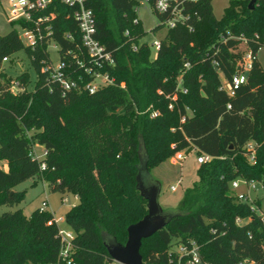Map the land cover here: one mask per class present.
I'll list each match as a JSON object with an SVG mask.
<instances>
[{"label":"trees","instance_id":"16d2710c","mask_svg":"<svg viewBox=\"0 0 264 264\" xmlns=\"http://www.w3.org/2000/svg\"><path fill=\"white\" fill-rule=\"evenodd\" d=\"M154 1L149 6L160 24L152 30L169 18L154 9ZM249 1L229 0L220 19L211 0L184 2L185 23L167 28L152 57L146 44L132 49L146 34L135 10L139 1L87 0L94 36L115 61L103 69L114 84L91 94L82 88L91 77L67 54L82 50L73 8L54 0L44 13H53L50 40L77 88L64 91L51 79L46 40L31 48L15 30L0 35V67L23 49L36 72L31 90L26 72L15 78L23 87L15 93L10 78L0 80V162L7 165H0V206L17 205L23 191L14 187L33 177L52 192L72 193L77 203L65 213L75 232L72 260L113 264L104 241L109 237L124 244L127 227L147 213L136 181L140 143L148 172L170 154L195 146L212 159L198 164V180L184 190L177 213L141 240L142 259L175 264L168 258L175 240L193 241L209 264H235L246 257L264 264V218L230 189L233 179L244 177L259 181L264 190V71L256 59L233 96L219 89L218 76V71L226 77L233 73L234 50L242 39L255 54L264 45V0H255L253 9ZM249 141L255 143L253 162L245 149ZM36 144L45 150L41 160L32 153ZM254 202L261 209V200ZM236 218L245 221L237 224ZM61 246L56 219L46 209L0 213V264H59Z\"/></svg>","mask_w":264,"mask_h":264},{"label":"built area","instance_id":"2783aa9c","mask_svg":"<svg viewBox=\"0 0 264 264\" xmlns=\"http://www.w3.org/2000/svg\"><path fill=\"white\" fill-rule=\"evenodd\" d=\"M53 1L54 0H24V2L21 3L20 0H11V7L9 10L10 15L16 17L19 16L20 13L22 14L17 20V23L21 29V36L19 34L18 35L24 45L34 48L37 46V44H41L44 40H46V48L48 52V48L52 44L55 45L50 40L52 28L49 21L53 16V13H44V11L52 4ZM56 1L73 8L72 16L76 20L78 30L80 32L82 50H80L79 53L72 50H67V54H71L75 64L79 68H82L83 72L89 74L91 77L90 80L82 86V88L91 94L104 86L114 84V79L108 74L107 71H103V69L108 66H113L115 61L112 53L107 50L106 47L101 44L94 36L96 32L95 19L92 10L86 6L87 0ZM137 1H139L141 4L147 5L150 3V0ZM186 1L194 0H155L153 7L158 13L169 14V18L164 21V25L167 28H173L178 24L185 23V20L187 19L182 7L183 3ZM135 10L138 12V7H136ZM138 19H135L134 23H137ZM189 29L191 30L192 28L189 27ZM124 34L128 35L129 33L126 30ZM66 37L71 38V35L67 33ZM221 40L225 41V38L221 36ZM241 42L247 44L245 39H242ZM140 44H146L151 49V51H154V55L152 57H155L160 47V39L153 40L150 44H148L143 40V37H141L138 43L132 45V49L137 50ZM234 52L236 57L234 61V71L231 76L226 77L222 72L218 71V76L220 79L219 89L223 90L228 96H233L235 90L240 85L247 82L248 74L252 70L253 64L257 59L256 54L249 47L247 50H242L240 52L234 50ZM6 59L7 58H4L3 61ZM213 64L214 66L218 67L217 62H213ZM185 66H188V64H185ZM65 67L66 63L60 56L56 64H53L50 59L49 66H47V68L49 69L51 79L59 82L64 91L79 87L74 79L68 77L65 74L63 70ZM180 81L181 76H179L178 82L180 83ZM14 88L16 91H14ZM20 90H23V87H19L16 81H11L10 91L15 93ZM183 91L185 90L183 89ZM169 108H172L171 104H169ZM156 114L157 112L153 111L151 116H155ZM245 149L247 150L248 160L253 162L255 159V143L253 141L247 142L245 144ZM184 151L186 150H180L175 153L177 159L180 161H182L189 153L196 154L197 164H201L212 159V156L208 154H199L198 149L195 146H192L186 152ZM32 153L36 159L41 160L35 153L34 148ZM44 155L45 150L43 151V156ZM39 168L41 170L45 169V163L40 162ZM181 180L182 178L180 177L176 184L170 186V189L172 191L176 190L177 186L181 183ZM241 186L246 188V192L237 191L235 193L234 190H238ZM258 186L263 189V186L259 181L254 179H246L244 177H237L230 182V189L234 192L236 199L243 203L250 204L251 210L264 218V212L255 204V197L251 196V192H255L258 189ZM63 201L66 202L67 199L63 198ZM47 206L48 203L46 200H44L41 203L40 209L45 210ZM235 221L237 224H241L245 220L236 218ZM71 240L67 242L66 240L62 239V246L59 252V264H75L71 258ZM168 258L170 262H174L175 264H209L201 258L198 247L193 241L187 243L177 242L175 240L172 241L168 249ZM235 264L256 263L254 260L246 257L237 261Z\"/></svg>","mask_w":264,"mask_h":264},{"label":"rangeland","instance_id":"374dc122","mask_svg":"<svg viewBox=\"0 0 264 264\" xmlns=\"http://www.w3.org/2000/svg\"><path fill=\"white\" fill-rule=\"evenodd\" d=\"M228 2L229 0H211L213 15L216 19L222 17L223 10L228 5ZM10 7L11 0H0V35H4L10 30H15L21 36V29L17 20L22 14L20 13L19 16L16 17L10 15ZM136 14L146 31V34L143 37L144 41L150 44L153 40L163 38L167 31V27L162 25L158 29L152 30V28L157 24H160V22L149 5L140 3ZM48 49L52 63L56 64L59 60L58 47L52 44ZM247 49L248 45L244 42H240L235 50L240 52ZM153 55L154 51H152V56ZM256 57L260 68L264 71V45L256 52ZM1 72L5 74L0 77L1 81L3 80V77H6L10 78L12 82H14L17 75L26 72L28 76L26 89H33L36 80V72L23 49L17 51L2 62L0 67V73ZM14 91H16L15 88ZM170 146L173 147V144ZM34 149L39 159H42L44 151L43 146L36 144ZM0 165L4 169L7 167L4 161L0 162ZM198 168L199 165L196 163L195 153L187 154L182 161L177 159L175 153L170 154L163 161L150 168L151 176L154 180H157L160 183L158 202L164 211L174 212L177 209L178 202L180 201L184 190L191 187L198 180ZM180 177L182 178L181 183L177 186L176 190L172 191L170 186L176 184ZM14 190L23 191V196L15 206H0V213L21 208L24 214L30 215L32 211L41 207L42 201L46 200L48 203L46 210L54 215L62 239L69 242L75 236V232L65 220V213L71 208V206L77 203L74 197L75 195L72 193L62 194L59 192H52L49 190L47 183L37 177L24 180L16 185ZM237 191L246 192V188L241 186L238 190H234L235 193ZM251 196H254L255 199L261 200V210L264 212V190L258 186V189L255 192H251ZM63 198H66L67 201L64 202ZM113 264L117 263L114 262Z\"/></svg>","mask_w":264,"mask_h":264},{"label":"water","instance_id":"95a60500","mask_svg":"<svg viewBox=\"0 0 264 264\" xmlns=\"http://www.w3.org/2000/svg\"><path fill=\"white\" fill-rule=\"evenodd\" d=\"M255 0H250L248 8H254ZM142 152V154H141ZM140 164L136 176L137 188L146 199L147 213L144 217L127 227V240L124 244L116 242L113 238L104 241L110 258L117 264H155L145 262L140 254L141 240L163 228L167 221L177 213L164 211L158 202L160 183L151 176L146 167L143 153V144L140 143Z\"/></svg>","mask_w":264,"mask_h":264},{"label":"clouds","instance_id":"9594fccd","mask_svg":"<svg viewBox=\"0 0 264 264\" xmlns=\"http://www.w3.org/2000/svg\"><path fill=\"white\" fill-rule=\"evenodd\" d=\"M20 2H21V3H23V2H24V0H20Z\"/></svg>","mask_w":264,"mask_h":264},{"label":"crops","instance_id":"0c3cea01","mask_svg":"<svg viewBox=\"0 0 264 264\" xmlns=\"http://www.w3.org/2000/svg\"><path fill=\"white\" fill-rule=\"evenodd\" d=\"M75 197V199H76V202H77V197L76 196H74Z\"/></svg>","mask_w":264,"mask_h":264}]
</instances>
